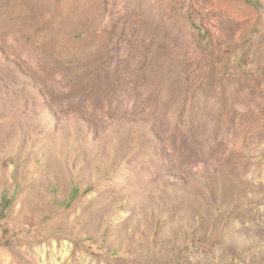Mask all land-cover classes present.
I'll use <instances>...</instances> for the list:
<instances>
[{"label":"rangeland","instance_id":"1","mask_svg":"<svg viewBox=\"0 0 264 264\" xmlns=\"http://www.w3.org/2000/svg\"><path fill=\"white\" fill-rule=\"evenodd\" d=\"M146 2L0 0V264H264V0Z\"/></svg>","mask_w":264,"mask_h":264},{"label":"bare ground","instance_id":"2","mask_svg":"<svg viewBox=\"0 0 264 264\" xmlns=\"http://www.w3.org/2000/svg\"><path fill=\"white\" fill-rule=\"evenodd\" d=\"M156 7L149 5L146 0H114V13L119 12L117 17L114 14V38L119 37L124 40V42H121V44H124L122 47L117 46V43L114 44V57H117L119 53H125L124 49L126 54L132 51V53L140 52L144 55L150 46H160L163 33L162 15ZM134 15H139V18L136 20L131 19V16ZM84 21L83 18L82 23L86 25ZM88 25L92 31L89 36L94 40H96L95 36L98 32L105 31L100 28L101 26H98L96 19L91 18ZM105 33L109 35L108 30ZM97 44L102 43L96 40Z\"/></svg>","mask_w":264,"mask_h":264}]
</instances>
